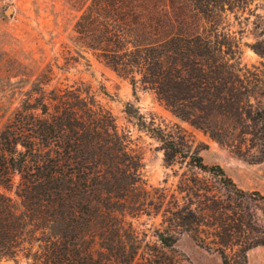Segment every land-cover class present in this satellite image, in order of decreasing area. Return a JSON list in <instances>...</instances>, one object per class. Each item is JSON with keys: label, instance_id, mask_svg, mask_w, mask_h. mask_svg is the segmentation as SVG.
Instances as JSON below:
<instances>
[{"label": "trees", "instance_id": "trees-1", "mask_svg": "<svg viewBox=\"0 0 264 264\" xmlns=\"http://www.w3.org/2000/svg\"><path fill=\"white\" fill-rule=\"evenodd\" d=\"M226 6L233 9L228 0H92L75 28L101 62L133 86L155 91L177 117L229 145L241 132L264 151V64L252 73L229 59L239 43L219 32ZM189 8L215 36L185 32ZM256 28L264 37V20ZM251 49L264 58L263 39ZM48 88L21 94L0 132V264L20 256L29 264H168L164 249L181 234L219 253L224 264H232L228 250L245 263L248 251L264 247V231L242 202L254 200L252 194L220 166L180 153L171 137L153 129L168 165L183 154L194 172L221 178L225 191L220 196L208 183L184 179L179 194L188 196L167 200L163 190L155 204L140 177L141 158L112 113L80 87ZM16 176L22 210L7 194ZM153 205L165 226L156 232L161 248L148 244L142 252L127 218Z\"/></svg>", "mask_w": 264, "mask_h": 264}, {"label": "rangeland", "instance_id": "rangeland-1", "mask_svg": "<svg viewBox=\"0 0 264 264\" xmlns=\"http://www.w3.org/2000/svg\"><path fill=\"white\" fill-rule=\"evenodd\" d=\"M91 2L0 0V132L19 107L21 94L31 87H80L112 113L119 130L128 136L130 148L141 158L143 186L155 197V204L164 194L163 190L168 195L167 200L174 195L188 196L189 193L179 194L184 179L187 185L208 183L218 195L225 194L221 178L194 172L187 156L179 155L173 165L166 163L162 143L153 131L161 129L177 143L180 153H199L206 165L220 166L239 189L252 194L254 200L242 202L256 219L253 218L255 227L264 231V151L261 147L247 142L241 132L236 133L237 140L230 145L228 140L220 142L212 138L206 131L174 115L155 91L142 85L133 86L130 79L121 77L101 62L87 48L90 43L81 39L75 28ZM228 3L233 9L226 6L227 13L218 21L219 32L230 34V39L239 43L236 54H231L229 59L254 73V67L261 68L264 64V58L251 49L256 41L264 40L260 29L256 28L264 20V0H228ZM9 9H13L11 16L6 15ZM185 17V32L215 36V29L195 9L189 8ZM197 177L201 180L192 183ZM14 181L15 187L7 194L17 209L22 210L21 200L16 195L19 177ZM193 203L194 208L201 205L198 198H194ZM127 221L133 224L142 252L148 251V244L160 250L156 232L165 229L160 207L153 205ZM164 253L168 264H224L219 253L199 244L191 234L178 236L177 244L164 249ZM227 254L232 264H264L263 246L248 251L245 263L232 251L228 250ZM1 264L29 263L20 256L17 263L4 261Z\"/></svg>", "mask_w": 264, "mask_h": 264}, {"label": "water", "instance_id": "water-1", "mask_svg": "<svg viewBox=\"0 0 264 264\" xmlns=\"http://www.w3.org/2000/svg\"><path fill=\"white\" fill-rule=\"evenodd\" d=\"M13 14V9H9L7 12H6V15L7 16H11Z\"/></svg>", "mask_w": 264, "mask_h": 264}]
</instances>
